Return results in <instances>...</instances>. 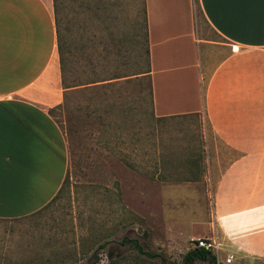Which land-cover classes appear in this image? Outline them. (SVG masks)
<instances>
[{"label":"rangeland","instance_id":"1","mask_svg":"<svg viewBox=\"0 0 264 264\" xmlns=\"http://www.w3.org/2000/svg\"><path fill=\"white\" fill-rule=\"evenodd\" d=\"M58 8L68 89L62 106L51 113L68 142L69 179L42 212L0 219V264H188L187 247L167 243L182 236L161 235L157 229L160 212L155 215L151 207L163 202L158 186L164 182L150 177L164 176L169 179L164 184L170 185L211 176L206 194L212 213L220 177L234 154L217 140L204 114L155 116L145 0H58ZM195 12L199 37L223 41L205 19L199 0ZM247 171L253 172L247 184L253 183V159ZM259 181L263 189L247 187L241 202H248L249 211L256 203L264 216V174ZM236 191L226 189L220 196L223 218L231 222L229 214L237 219V213L247 211L237 203L241 194ZM193 203L192 197L184 200L180 206L185 209L170 211V217L187 218L182 220L186 223L193 218ZM125 239L137 240L156 257L140 254ZM245 241L251 253L221 237L217 262L196 259L194 264H226L231 255L232 264H264V239ZM194 249L189 243V250Z\"/></svg>","mask_w":264,"mask_h":264},{"label":"crops","instance_id":"2","mask_svg":"<svg viewBox=\"0 0 264 264\" xmlns=\"http://www.w3.org/2000/svg\"><path fill=\"white\" fill-rule=\"evenodd\" d=\"M199 4L223 41L199 37L195 0H145L154 113L157 118L204 114L217 140L234 154L233 163L220 177L212 213L206 194L211 176L160 184L165 202L152 204L151 211L160 212L161 235L182 236L177 241L168 238L173 248L193 251L189 243L195 247L200 236L212 235L251 253L245 239H264L263 209L251 201L254 209L247 210L241 193L247 187L252 192L263 189L264 0ZM66 92L55 0H0L1 220L31 216L61 191L70 153L51 110L64 103ZM249 158L255 161V171L254 182L247 184L253 174L247 171ZM226 189L238 190L237 203L247 210L236 214L238 220L229 214L233 222L222 214L220 196ZM191 197L193 218L186 223L182 220L187 218H171L169 212L185 209L180 205ZM249 216L254 220L248 221ZM195 228L202 231L196 234Z\"/></svg>","mask_w":264,"mask_h":264},{"label":"trees","instance_id":"3","mask_svg":"<svg viewBox=\"0 0 264 264\" xmlns=\"http://www.w3.org/2000/svg\"><path fill=\"white\" fill-rule=\"evenodd\" d=\"M55 4H56V14H57V29H58L59 53H60V58H61V65L64 66V46H63L62 32H61V28H60V24H59V18H58V14H59L58 13V11H59V8H58V0H55ZM145 36L147 37V45H148V47H147L148 48L147 49V53L150 56L149 40H148V33H147V31H146ZM63 82H64V79H63ZM65 88L68 89V87H65ZM61 106L62 105H60L59 107H61ZM185 116H189V115H185ZM185 116H174V117L158 118V119L164 120V119H170V118H176V117H185ZM191 163H193L195 165V167L200 168L198 161H196V162L195 161H192ZM150 178L152 180H156V181H160V182H164V183L169 181V179L166 178V177H164V176H157V175L155 176V175H153ZM68 179H69V172L67 174V177L65 179L64 185H63L61 191L59 192V194L63 191L66 183L68 182ZM200 180H201L200 177H190V178H186V179H183V180H174V181L177 182V183H180V182H196V181H200ZM58 195H57V197H58ZM50 204L48 206H46L44 209H42L41 211H39V212H42L43 210H45L47 207L50 206ZM39 212H37V213H39ZM123 242L124 243L133 244L140 254H145V255L149 256L150 258L156 257V256L151 255L150 253L145 252L143 246L137 240L125 239ZM196 259H200L202 261H210L211 263H216L217 262V257L213 253L208 252V251H206L204 249H194L193 251H190L187 254V256H186V260L188 261V264H194V262H195Z\"/></svg>","mask_w":264,"mask_h":264},{"label":"built area","instance_id":"4","mask_svg":"<svg viewBox=\"0 0 264 264\" xmlns=\"http://www.w3.org/2000/svg\"><path fill=\"white\" fill-rule=\"evenodd\" d=\"M194 243L197 249H204L208 252L213 253L214 255L221 248V243H219L218 239L216 238H201V239L195 240ZM233 260H234V256L231 255L226 261V264H232Z\"/></svg>","mask_w":264,"mask_h":264}]
</instances>
